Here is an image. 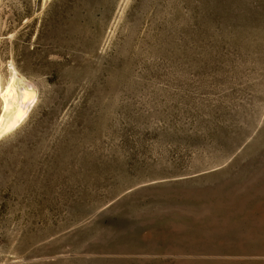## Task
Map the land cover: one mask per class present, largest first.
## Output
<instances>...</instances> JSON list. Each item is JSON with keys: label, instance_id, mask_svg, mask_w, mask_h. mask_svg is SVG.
<instances>
[{"label": "rangeland", "instance_id": "1", "mask_svg": "<svg viewBox=\"0 0 264 264\" xmlns=\"http://www.w3.org/2000/svg\"><path fill=\"white\" fill-rule=\"evenodd\" d=\"M14 74L0 264H264V0H0Z\"/></svg>", "mask_w": 264, "mask_h": 264}, {"label": "bare ground", "instance_id": "2", "mask_svg": "<svg viewBox=\"0 0 264 264\" xmlns=\"http://www.w3.org/2000/svg\"><path fill=\"white\" fill-rule=\"evenodd\" d=\"M15 81L16 75L14 74L0 94L4 101V113L0 116V136L15 127L27 115L36 98V92L33 88L28 85H19L21 80L16 86L20 91L17 93L15 89L17 82L15 84ZM9 110H12L10 115L6 113Z\"/></svg>", "mask_w": 264, "mask_h": 264}]
</instances>
